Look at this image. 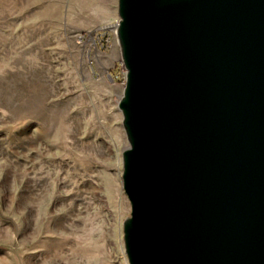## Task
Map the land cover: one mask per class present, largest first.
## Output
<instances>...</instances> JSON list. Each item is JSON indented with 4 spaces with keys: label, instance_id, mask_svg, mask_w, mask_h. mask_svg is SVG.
<instances>
[{
    "label": "water",
    "instance_id": "1",
    "mask_svg": "<svg viewBox=\"0 0 264 264\" xmlns=\"http://www.w3.org/2000/svg\"><path fill=\"white\" fill-rule=\"evenodd\" d=\"M128 264H264V0H118Z\"/></svg>",
    "mask_w": 264,
    "mask_h": 264
},
{
    "label": "rangeland",
    "instance_id": "2",
    "mask_svg": "<svg viewBox=\"0 0 264 264\" xmlns=\"http://www.w3.org/2000/svg\"><path fill=\"white\" fill-rule=\"evenodd\" d=\"M117 8L0 0V264H128Z\"/></svg>",
    "mask_w": 264,
    "mask_h": 264
},
{
    "label": "built area",
    "instance_id": "3",
    "mask_svg": "<svg viewBox=\"0 0 264 264\" xmlns=\"http://www.w3.org/2000/svg\"><path fill=\"white\" fill-rule=\"evenodd\" d=\"M117 25H118V21H116V23L113 25V29H114V31L116 30ZM102 43H103V42H102Z\"/></svg>",
    "mask_w": 264,
    "mask_h": 264
},
{
    "label": "trees",
    "instance_id": "4",
    "mask_svg": "<svg viewBox=\"0 0 264 264\" xmlns=\"http://www.w3.org/2000/svg\"><path fill=\"white\" fill-rule=\"evenodd\" d=\"M120 66H122V64L120 63ZM121 79H122V74L120 75Z\"/></svg>",
    "mask_w": 264,
    "mask_h": 264
}]
</instances>
